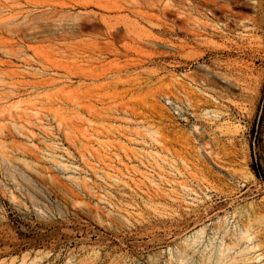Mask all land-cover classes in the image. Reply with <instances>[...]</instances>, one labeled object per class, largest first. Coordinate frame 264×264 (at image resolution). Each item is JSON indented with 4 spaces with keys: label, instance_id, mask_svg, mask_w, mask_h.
<instances>
[{
    "label": "rangeland",
    "instance_id": "obj_1",
    "mask_svg": "<svg viewBox=\"0 0 264 264\" xmlns=\"http://www.w3.org/2000/svg\"><path fill=\"white\" fill-rule=\"evenodd\" d=\"M216 261L264 264V0H0V264Z\"/></svg>",
    "mask_w": 264,
    "mask_h": 264
},
{
    "label": "bare ground",
    "instance_id": "obj_2",
    "mask_svg": "<svg viewBox=\"0 0 264 264\" xmlns=\"http://www.w3.org/2000/svg\"><path fill=\"white\" fill-rule=\"evenodd\" d=\"M202 3V2H201ZM13 5V4H12ZM60 9H62L63 4H60L58 6ZM106 9V8H105ZM223 10H227L229 12H233V7L227 5ZM81 11V10H80ZM79 17L77 16L75 19H71L69 22L67 23H59V30H62V32L67 31L70 35V37H74L77 35H81V34H85L88 32H91L93 30V26H95L92 22L94 20H97L96 17L94 18H90L89 16L92 15V13L88 12V13H80L79 12ZM99 32V31H98ZM189 32V31H188ZM103 35L108 36L107 34L110 35V31L109 30H104V32H102ZM95 35V34H94ZM85 38V37H83ZM110 40V39H108ZM60 42V41H59ZM91 46V45H90ZM67 48V47H66ZM94 48V47H93ZM226 250V249H225ZM224 250V251H225ZM224 253V252H223ZM215 264H222L220 261H216Z\"/></svg>",
    "mask_w": 264,
    "mask_h": 264
}]
</instances>
